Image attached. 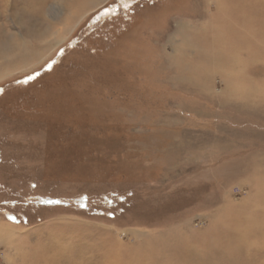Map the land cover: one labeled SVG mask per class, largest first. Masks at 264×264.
<instances>
[{
    "label": "rangeland",
    "instance_id": "1",
    "mask_svg": "<svg viewBox=\"0 0 264 264\" xmlns=\"http://www.w3.org/2000/svg\"><path fill=\"white\" fill-rule=\"evenodd\" d=\"M0 264H264V0H0Z\"/></svg>",
    "mask_w": 264,
    "mask_h": 264
},
{
    "label": "bare ground",
    "instance_id": "2",
    "mask_svg": "<svg viewBox=\"0 0 264 264\" xmlns=\"http://www.w3.org/2000/svg\"><path fill=\"white\" fill-rule=\"evenodd\" d=\"M78 9V8H77ZM81 11V10H80ZM49 28H51V27H49ZM217 62V61H216ZM222 65V64H221ZM192 255V254H191ZM194 257H196V256H194Z\"/></svg>",
    "mask_w": 264,
    "mask_h": 264
}]
</instances>
